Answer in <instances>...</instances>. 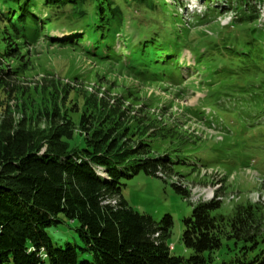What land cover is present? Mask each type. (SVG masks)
Listing matches in <instances>:
<instances>
[{"label": "trees", "instance_id": "16d2710c", "mask_svg": "<svg viewBox=\"0 0 264 264\" xmlns=\"http://www.w3.org/2000/svg\"><path fill=\"white\" fill-rule=\"evenodd\" d=\"M115 1L119 4L114 0H45L54 21L67 20L79 27L70 30L78 36L58 40L48 34L58 26L39 16V0H0V98L15 93L9 84L17 71L9 62L21 59V49L37 42V37L59 46L65 41L61 45L65 47L86 42L87 54L100 63L118 62L140 85L181 87L184 58L180 52L188 49L196 65L219 70L206 84L207 106L242 97L241 111H217L226 124L225 136L233 137L232 130L237 133L234 137L239 135L238 156H251L256 144L250 141L249 131L255 127L254 119L264 113V30L255 24L257 0H199L214 18L226 14L229 2L241 12L225 26H218L217 21L207 25V12L203 18L193 16L195 23L212 28L209 36L193 34L181 18L182 28H175L177 11H188L183 0H171L172 4L138 0L134 12L142 15L132 17L131 22L140 34L132 40L133 49L124 46L128 48L125 55L116 49V36L127 35L125 6L129 2ZM84 5L80 12L65 13L69 7ZM53 89L59 103H53L51 113L37 115L38 121L22 117L17 122L8 110L2 111L0 264H217L213 255L223 243L229 259L218 264H264V208L241 203L225 215L218 193L192 206L190 215L182 218L181 241L192 255H171L167 240L173 215L162 212L163 217L157 219L146 213L150 200L140 190L165 187L168 179L181 177L174 172L176 168H187L188 160L197 156L194 151L182 152L180 140L175 141L179 148L157 153L156 145L173 139L178 127L172 131L165 124L166 128L145 104L131 114L132 110L123 108L122 97L107 101L103 94L98 98L75 92L71 102L66 101L69 90ZM129 95L125 100L138 103ZM63 107L77 114L78 121ZM159 111L165 115L163 108ZM192 111L185 108V112ZM229 115L236 123L227 120ZM40 124L46 128L40 129ZM229 151L235 154L234 147L222 152L213 148L209 160L198 162L202 166L217 162ZM167 186L186 203L189 193L180 183Z\"/></svg>", "mask_w": 264, "mask_h": 264}, {"label": "rangeland", "instance_id": "374dc122", "mask_svg": "<svg viewBox=\"0 0 264 264\" xmlns=\"http://www.w3.org/2000/svg\"><path fill=\"white\" fill-rule=\"evenodd\" d=\"M165 1L168 4H172L171 0ZM44 2L45 0H39L37 3V7L40 10L39 16H42L43 19L49 18L52 21V26H58L57 29L52 27L48 31L51 38L64 40L66 38L73 39L74 36L79 35L75 31L70 32V30L79 28L73 23L69 24L67 20L63 21L62 19L54 21L49 12L50 8H45ZM114 2L119 4L115 0ZM127 2H129L125 6L128 10L125 15L127 23H125L124 29L127 30V35L124 38L120 35L116 36V49L123 55L128 51V48L124 49V46L127 45L133 49L132 40L136 41L140 34L133 29L131 18L139 19L142 15L137 11L134 12L138 7V0H127ZM183 2H185L188 11H182L181 14L180 11H177L178 23L175 28L180 30L182 28L181 23H183L184 26L192 28L191 32L193 34L197 32L209 36L213 32L212 28L202 23H195L193 16L203 18L202 15L207 12L209 18V21L206 22L207 25L212 21H217L218 26H225L231 22L232 18H237L241 15V12H237L235 5L230 2L226 9L224 8L226 14L215 18L212 12L204 10L202 1L183 0ZM83 7L85 5L75 9L69 7L65 13L80 12ZM121 7L123 6L121 5ZM219 7L222 6L219 5ZM255 11L257 17L255 24H258V27L264 30V0L256 1ZM180 18L182 19L181 23L179 22ZM235 20L237 21L238 19ZM148 23L150 22L148 21ZM1 30L2 26L0 25ZM62 44H65V41ZM79 44L81 45L80 47H65L52 44L43 37H37V42L22 48V58L9 62L10 67L17 71L9 84V89H14L15 93L12 95L13 97L1 95L0 118L4 109L8 110L17 122L22 117L34 122V120H37V115L45 112L51 113L53 103H59L60 98L59 94L58 96L55 95L53 87L59 86L60 89L63 87L71 92L66 95V101L71 99L72 102V98H76L75 92L80 95L93 94L98 98L103 94L102 96L107 101L122 97L123 108L126 111L132 110L131 114L135 110L140 109V104H145L146 107L150 106L149 113L156 117L157 121L163 120L164 125L170 126L172 131L178 127V133L173 139L161 141L156 145L158 146L157 153L167 152L173 147L179 148L178 145H180L182 146L180 149L182 152L190 153L194 151L197 154L195 158L188 160V166H196V168L188 166L184 169L176 168L174 172H177L181 177L174 176L168 179L165 187L155 186L140 190L150 200V206H147V210L144 209L146 213L155 214L157 219L163 217L162 212H169L173 215L174 226L171 236L167 240L173 256L188 258L192 255V251L185 249L181 241L182 218L190 215L192 206L206 202V200L210 201L218 193L225 215L229 213L228 211L234 205L241 203L257 204L264 208V151L262 150L263 145H260L263 144L262 141L264 140V113L262 114L263 116L254 119L255 127L249 131L250 141L252 144H256V150L253 149L254 151H251V156L248 154L238 156L241 152H237L240 145L239 135L234 137L237 133L232 130L233 137L227 138L225 136L224 128L226 124L219 115L217 108H224L225 110L230 108L241 111L240 103L242 97H232L229 100L221 99L217 102V107L213 108L207 106L205 102L208 91L206 84L219 70L214 71L212 66H206L203 63L196 65L193 54L188 49H184L183 52H180V58H184L182 65L184 67V81L181 87H172L169 83L140 85L139 82L127 74L126 70L118 62L107 60L105 63H100L92 57V54L86 53L89 48L88 43ZM262 46L264 50V43ZM176 54H179V52H176ZM152 68L156 71L159 70L158 66H152ZM189 75L192 76L189 77ZM128 92L138 100V103H129L127 101V98L130 97L127 94ZM152 105L157 107L153 108L155 106ZM161 108L165 110L164 116L160 115L161 112L159 110ZM185 108L193 111L185 112ZM84 109L88 110L85 107ZM63 110L66 112L69 109L63 107ZM67 114L74 122L78 121L77 114L69 112ZM227 120L236 123L232 115L227 116ZM45 128V124H40V129ZM176 140L181 142L177 145ZM233 147L234 155L233 152L229 151L227 155H222L219 161L205 166L198 162L199 160L201 162L209 160L208 157L213 148L218 150V152H222ZM246 159L248 161L250 159L254 160L257 169L256 176L253 172L250 174L242 172V168L246 167L244 165L248 162H246ZM235 161L236 163H242L243 167L236 164ZM172 182L180 183L189 193L186 203L170 192L167 184ZM236 198H238L237 201ZM157 210H160L158 211L160 213ZM177 211H179V215H176ZM213 257L217 264L229 259V255H227L225 250V243H223L221 249L214 253Z\"/></svg>", "mask_w": 264, "mask_h": 264}, {"label": "bare ground", "instance_id": "6f19581e", "mask_svg": "<svg viewBox=\"0 0 264 264\" xmlns=\"http://www.w3.org/2000/svg\"><path fill=\"white\" fill-rule=\"evenodd\" d=\"M245 173L247 174H250L251 172L249 170H246ZM160 176V175H159ZM214 197V196H213ZM237 197V196H236ZM234 198H235V195H234ZM213 199V198H212ZM211 200V199H210ZM218 200H219V197H218ZM238 200V198H236V201ZM209 201V200H206V202ZM220 201V200H219Z\"/></svg>", "mask_w": 264, "mask_h": 264}]
</instances>
